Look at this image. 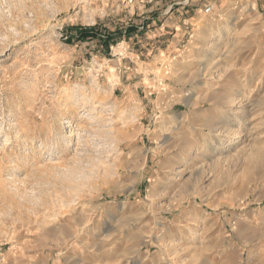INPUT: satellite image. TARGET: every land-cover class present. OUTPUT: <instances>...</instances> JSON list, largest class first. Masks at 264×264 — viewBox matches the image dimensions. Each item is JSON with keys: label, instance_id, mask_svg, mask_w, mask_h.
<instances>
[{"label": "rangeland", "instance_id": "1", "mask_svg": "<svg viewBox=\"0 0 264 264\" xmlns=\"http://www.w3.org/2000/svg\"><path fill=\"white\" fill-rule=\"evenodd\" d=\"M0 264H264V0H0Z\"/></svg>", "mask_w": 264, "mask_h": 264}, {"label": "built area", "instance_id": "2", "mask_svg": "<svg viewBox=\"0 0 264 264\" xmlns=\"http://www.w3.org/2000/svg\"><path fill=\"white\" fill-rule=\"evenodd\" d=\"M210 10H211V8L206 9V10H205V13H209Z\"/></svg>", "mask_w": 264, "mask_h": 264}]
</instances>
